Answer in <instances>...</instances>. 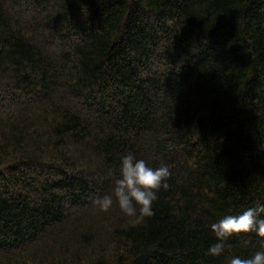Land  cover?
Listing matches in <instances>:
<instances>
[{"label": "trees", "instance_id": "obj_1", "mask_svg": "<svg viewBox=\"0 0 264 264\" xmlns=\"http://www.w3.org/2000/svg\"><path fill=\"white\" fill-rule=\"evenodd\" d=\"M167 164L154 215L102 212L120 157ZM264 203V0H0V264H227Z\"/></svg>", "mask_w": 264, "mask_h": 264}, {"label": "clouds", "instance_id": "obj_2", "mask_svg": "<svg viewBox=\"0 0 264 264\" xmlns=\"http://www.w3.org/2000/svg\"><path fill=\"white\" fill-rule=\"evenodd\" d=\"M171 176L167 164L150 166L144 159L132 152L121 155L119 176L113 180L109 193L94 198V204L102 212L109 211L113 204L127 218L131 225L154 215L153 203L161 190L169 187ZM216 241L209 245L206 255L220 256L230 247L226 242L233 234L254 232L264 237V203H257L236 215H226L210 225ZM227 264H264V250H257L251 256L231 255Z\"/></svg>", "mask_w": 264, "mask_h": 264}]
</instances>
